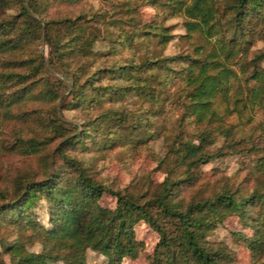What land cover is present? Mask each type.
<instances>
[{
  "label": "rangeland",
  "instance_id": "rangeland-1",
  "mask_svg": "<svg viewBox=\"0 0 264 264\" xmlns=\"http://www.w3.org/2000/svg\"><path fill=\"white\" fill-rule=\"evenodd\" d=\"M19 1L0 0V17L14 14ZM190 1L48 0L44 18L71 19L69 25L59 21L47 30L62 42L69 36V50L57 55L40 31L19 48L0 52V74L41 64L24 82L0 75V205L16 195L23 180L54 170L71 176L76 167L113 188L126 186L143 201L160 192L166 176H185L179 148L186 141L199 142L203 131L209 137L202 147L224 153L190 166V176L173 187L171 200L183 206L223 188L245 195L264 185V59H250L264 49V29L252 20L242 52L216 54L221 64L209 66L207 72L218 75L213 80L217 85L208 110L197 115L185 110L196 92L198 81L192 77L198 64L217 50L220 33L230 35L231 12L218 0L220 33L207 36L184 24L182 7ZM62 45L56 49L68 47ZM130 62L138 67L127 73L117 68ZM22 86L27 91L19 96ZM225 128L230 136L224 135ZM230 138L236 140L232 149ZM32 139L43 141L36 151L26 146ZM98 203L114 208L116 200L105 192ZM30 210L35 225L0 212V264H11L18 252L43 248L39 230L50 225L45 200L36 199ZM245 214L225 213L205 235L207 245H222L236 264L264 260V202ZM160 222L172 227L167 219ZM253 223L262 240L256 249L249 244L256 232ZM133 231L137 254L123 256L118 264H152L159 232L143 219L134 221ZM159 250V257L165 258V250ZM107 261L102 252L86 248L85 264ZM45 264L69 261L50 259Z\"/></svg>",
  "mask_w": 264,
  "mask_h": 264
},
{
  "label": "trees",
  "instance_id": "trees-1",
  "mask_svg": "<svg viewBox=\"0 0 264 264\" xmlns=\"http://www.w3.org/2000/svg\"><path fill=\"white\" fill-rule=\"evenodd\" d=\"M217 1L191 0L189 4L183 5L182 9L187 16L184 22L187 30H198L207 36L220 33ZM222 1L225 3L224 10L231 12L227 28L230 35L220 33L217 50L214 49L211 58L198 64V72L192 77V80L198 81L196 92L193 95L194 99L186 104L185 110L197 111V115L208 110L209 96L217 85L213 80L216 81L218 75L207 72L209 66L221 64L216 54L223 53L228 56L242 52L252 30L250 27L252 20H256L264 29V0ZM47 4L48 0H29L27 3L20 0L14 14L10 17H0V52L19 48L40 31H44V38L47 43L53 45L57 55L64 53L65 49L69 50V36L64 40L68 47L59 50L56 46L63 44V47L65 43L58 36L51 37L47 30L59 21L69 25L70 18L67 16L59 20L44 18ZM165 35L168 34L161 35L163 41L167 39ZM166 58L172 57L164 59ZM250 59L253 63L264 59V49L256 50ZM156 62L157 59L147 63ZM40 66V63H36L29 71H4L0 75L3 78L24 82L29 76L34 75ZM133 67H138V64L130 62L117 66L123 73H127L129 68ZM256 75L258 70L253 71L252 76ZM138 86L148 88V84ZM20 89L22 92H19V96L27 91V89L23 91L25 86ZM196 103L199 106L196 107ZM224 131V135L230 136L229 128H225ZM208 137V133L203 131L199 134V142L186 141L179 148L181 152L178 154L185 164V176L174 180H168L166 176L160 192L143 201H139L131 194L126 186L113 188L98 182L79 167H76L71 176H63L54 170L38 179L23 180L16 195L0 205V212H9L10 215L35 225L30 208L36 199H44L50 225L47 227L41 225L39 230L43 248L37 252H18V256L11 264H45L50 259L69 261V264H85L87 247L105 254L108 257L107 264H118L123 256L137 254L139 242L134 236L133 223L138 219L148 222L160 235L152 264H236L231 262L229 252L222 245L213 247L206 244V232L213 228L216 221H220L225 213L235 211L242 217L251 206L264 202V185L253 187L245 195L223 188L212 196L192 199L183 206L169 198L173 187L190 176L188 173L190 166L207 162L224 153L220 150L204 149L202 145L208 141ZM230 139L232 149L236 140ZM42 143V140L32 139L26 146L29 150L36 151ZM262 158L264 159V156ZM66 159L72 165L76 164L75 160L72 162L73 159ZM262 162L264 164V160ZM105 192L115 197L114 208L103 207L98 203V199ZM160 219H167L172 227L166 228ZM253 225L256 229L255 237L250 239L249 244L252 249H256L262 240L257 235V225L254 223ZM159 247L165 250V258L159 257L158 252L161 250ZM252 264H264V260Z\"/></svg>",
  "mask_w": 264,
  "mask_h": 264
}]
</instances>
